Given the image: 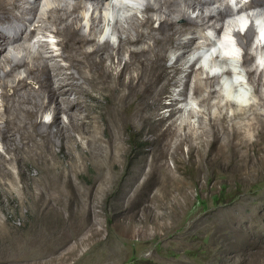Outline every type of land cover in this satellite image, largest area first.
Returning a JSON list of instances; mask_svg holds the SVG:
<instances>
[{"label": "bare ground", "instance_id": "1", "mask_svg": "<svg viewBox=\"0 0 264 264\" xmlns=\"http://www.w3.org/2000/svg\"><path fill=\"white\" fill-rule=\"evenodd\" d=\"M114 1L121 4L133 0ZM213 1H220L223 8L214 9L209 7L210 5L208 6V4ZM22 2L27 1L0 0V54H2L0 67L3 66L1 65L3 63H8L10 66L8 70H4L1 74L0 83L4 87L8 86V81L5 78L14 69L24 67L25 70L24 75H15L14 78L10 79L11 94L2 93L0 140L7 151L22 150L27 146L26 148L43 160L44 163L42 164L45 166L42 168L46 172L56 171V175L48 176L49 182L44 184V187L38 191H30V200L16 203L17 207L24 205L26 208L38 210L43 214H51L52 216L55 214L61 218H64L61 214L65 210L74 214L73 216L69 215L70 220L65 222L68 224V227L65 228L69 229L57 235L55 239L45 242L47 248L54 250L56 246L65 243L70 234H73L84 222L90 220L89 217H82L81 209H79L81 207L79 206H84L87 203L85 209L87 208L86 210L89 211L93 205L91 201L84 202L81 199L78 203L79 197L83 196L86 190H78L69 170L75 166L77 158H82L83 161L84 158L90 157L94 152L83 148L78 141H76L75 147L78 150L77 155L68 147L67 150L63 140L66 138L75 140L73 134L70 133V129L76 130L81 137L86 139L88 145L93 142L98 143L100 149L98 155L101 158L97 166V172L92 179L94 181L92 185L94 183L95 191L99 192L106 191L111 183L119 179L121 181L119 196H136L138 193H146L153 195L157 200H160L159 198L162 196L176 197L182 195L186 197L191 193V187L185 181V176L180 175L181 173L185 174L186 167L195 171V179L200 178L202 175L208 177L209 175L206 174L208 169L216 170V172L228 170L231 171V174L232 172L237 173V178L249 182L263 173L264 146H260L259 140L257 141L255 138L248 142L246 138L249 136V132L246 137L242 136L241 134L244 130L242 132L241 128L246 125L250 128V131H252L251 129H254L253 131L256 130L255 135H258V137L264 134V118L262 117L264 114L262 113L264 110V94L260 93L258 99L256 98L257 101L255 100L256 102L248 104L251 95L247 90L248 80L250 82L255 80L256 83L254 84L256 86L254 87L256 88L257 80H264V66L261 69H256L255 64H253L246 70L241 67L242 65L239 64L241 55L235 56L239 45L235 42L232 28L238 23H245L251 17H262L263 23L260 27L263 29L264 0H249L248 4H244V6L252 4H254L253 6H258L256 12L252 10V12H237L235 14L231 13L232 8L229 0H183L185 9L181 7L180 0L148 1L144 7L145 14H143V17L140 19L134 17V15L129 17L130 22L127 27H120L118 25L119 19L115 20L116 26L120 28L119 30L125 32L124 36L119 33L117 46H114L107 38L98 41V37L96 38L83 32V25L80 21L81 15L77 13L78 9L90 10V7H87V3L90 2L88 4H91L92 11L97 8L101 9V11L106 9L107 16L106 13L105 15L103 13L100 17L108 19L107 22L111 23L115 18L113 10L116 9V4L112 0H75L70 8H68L70 5L68 4L69 6L67 7L66 3L58 2L51 5V1L50 3L46 1L48 12H45L46 15L44 16H38L40 20L37 21L47 19L55 25L63 22L61 27L58 25L50 30L55 35L61 36L60 39L56 40V43L60 46L59 49L51 51L46 45L47 43L41 39L38 42L41 49L39 48L33 54H31L30 50V61L27 58L25 59L24 53L18 55L19 53H15L14 50L22 49L24 52H29L30 41L34 37L33 31L35 28H28L27 24L31 25L34 21L40 0H30L28 1L29 4L26 5H21ZM112 5L114 8H112ZM197 6L200 9L198 13L199 20L192 18L186 11V9L193 10ZM47 7L45 8L47 9ZM14 9H18L19 12L14 13ZM154 11L160 12L156 26L153 25L154 17L151 14ZM100 17H98V20H100ZM179 18L183 19V21H177ZM225 18L227 21L224 23ZM93 25L91 23L90 28H93ZM209 27L215 30L217 38H214L213 41H208L207 46L203 48L204 50L199 51L200 54L192 56L191 60L189 59V66H192L191 64H194L197 59L200 61L202 56V63L208 69L219 73L222 80H218L216 75L209 76L203 66H198L196 69L192 67L186 75H188V82L189 80L191 81V91L195 94L198 101L204 103L203 105L206 109L211 108V105H215L218 111L214 113L210 112L209 109L206 125L204 123L199 133L193 134L195 131L192 133L190 117H199V109L192 105L191 98L189 102L192 104L186 102L184 103L186 105H180L186 99V97L185 99L179 98L181 92L185 91L180 90V87L177 92L174 89L176 93L172 94L171 100V104L174 106L171 112L172 114L177 113L178 116L162 127V117L157 116L159 118L156 117L157 119H154L151 115L152 109L149 111L152 106V102L149 100L158 96L168 86L167 83L171 77L181 70V64L178 60L182 59L181 56V59L177 56L172 63L167 64L165 59H167L168 54L165 51L168 47H173L182 49L180 53L182 56L190 52L195 53L200 48L198 44L195 45L196 38L199 36L197 32H200L198 30L202 29L203 31ZM224 27L227 32L223 31ZM102 30L99 32L101 33ZM187 33L189 36L183 39L182 35ZM254 33L256 32L254 31ZM250 39L253 41V37ZM147 40H150V42ZM8 44L11 45L10 47H12L14 52L8 51L4 53ZM46 49L49 50L47 53H45ZM260 49H262L264 54V48ZM124 53L127 54V57L123 60ZM187 56L184 57L185 62L188 60ZM49 60H52L53 64H50ZM59 61H64L65 63L62 64ZM219 70L221 71L219 72ZM203 72L207 74L204 75ZM29 79L36 80L38 83L37 91L40 92L41 98L38 103L27 95L28 91L31 90L26 81ZM53 80H58L56 86L53 85ZM75 80H82V83H86L87 86ZM218 81H222V87H218V90H216L218 91L219 99L212 102V94L216 92L213 89V84ZM66 86L68 88H65ZM94 90L105 92L106 99L104 104L100 108L98 107L99 110L95 111L92 105L85 103V113H81L82 115H79L78 118L77 112L81 108H79L76 101L69 99L68 94L76 91L82 96H92ZM223 92L229 95L225 103L222 101L224 98ZM61 94H63V97L59 98ZM91 99L94 98L91 97ZM62 102L67 104L68 123H61L53 119L51 123L55 127L54 130L49 128L50 124L35 120L36 109L22 105L30 103L38 109L45 108L53 103V110L57 113L63 109ZM234 103L240 105L241 108L244 106L246 109L233 107ZM190 105L191 107H188ZM226 107L229 109L232 107V110L227 113ZM259 107H262L263 110L260 111ZM19 114L22 117L21 121L17 120ZM250 114H252L251 121L247 120L241 123L235 120L228 122V124L225 123L227 117L233 120L235 118H246ZM27 124L31 127L30 129L27 128ZM178 127H182L185 130L183 135L179 133ZM127 128L129 130L136 129L140 134L151 133L152 137L148 138L149 147L130 154L123 144L122 137L123 130ZM15 132H17V136L13 135ZM55 134L60 137L61 149H63L62 155L60 152V157L57 156V152H55L56 155L50 148L53 142L52 136ZM191 135H194L198 142L196 144L188 142V158L184 159L181 145ZM124 155L128 156L125 163L126 172L124 174L121 172L118 175L117 171L114 170L117 162ZM166 155H169L173 160L174 165L172 168L166 165ZM23 159L24 156L20 153L15 154L13 157L0 158V163L4 168V170L2 169L3 175L0 176V187L2 189L6 190L8 188L7 190L13 192L11 187L15 178L13 179L11 175H8L10 171L6 163L14 160L19 164ZM6 175L10 178L11 186L9 185V180H6ZM21 190L22 188L15 192L19 193ZM125 199L127 201L128 198ZM138 203L140 204V202ZM113 205L115 206L114 214H117L116 226H118L121 233L127 236L134 234L146 236L149 233L150 224L155 229L163 226L159 221L161 219L158 220L159 213L157 212L156 215L154 211L155 203L152 205H149V203L142 204L136 210L129 204L123 205L120 199H117ZM71 217H74V220ZM65 219L63 220L65 221ZM90 231L92 232L93 230L90 229ZM95 234L99 233L96 232ZM87 238L85 237V239Z\"/></svg>", "mask_w": 264, "mask_h": 264}, {"label": "rangeland", "instance_id": "2", "mask_svg": "<svg viewBox=\"0 0 264 264\" xmlns=\"http://www.w3.org/2000/svg\"><path fill=\"white\" fill-rule=\"evenodd\" d=\"M26 1L27 2H22L21 5L29 4L28 1L30 0ZM46 1H49V3L51 1V5L58 2L66 3L67 7L70 5L68 8H70L71 5L75 2V0H40V5L35 13L34 21L31 25L27 24L28 28H35L33 31L34 37L30 41L31 47L29 49V52L25 51L27 53L26 54L22 49L14 50L15 53H19H17L18 55H22L24 53L23 55H25V59L27 58L29 61L31 60V58H29L30 53L32 52L31 54H33V52H35L39 48L41 49V46L38 43L41 39L44 40L45 43H47L46 45L51 51L59 49L60 46L56 43V40L60 39L61 36L55 35L54 33L50 32V30L58 25L59 27H61L63 22L55 25L47 19L43 21H37L40 20L38 19V16H44L48 12V7L45 4ZM148 1L154 2V0H133L132 3H128L126 1L127 3L123 2L121 4H118L115 1L116 9L113 10L115 18L111 23L107 22L108 19L100 17L103 13V15H105L106 13L107 16L106 9L101 11V9L97 8V12L96 10L92 11L91 4H88L90 3L88 2L87 7H90V10L78 9L77 11V13L81 15L80 21L83 25L82 31L87 33L88 35L95 36L96 38L98 37V41H102L104 32L107 28H109L111 29L113 35V39H109V41L114 44V46H117L118 36L120 34L124 36L125 32H121L119 30L120 28L116 26L115 20L119 19L118 25L120 27H127L130 22L129 17L133 15L137 19L143 17V14H145L144 7ZM248 3L249 0H247L246 4ZM180 5L182 8L184 7L183 0H180ZM208 6L211 8L213 7L214 9L220 7L223 8V5L220 4V1H213L208 4ZM45 7H47V9ZM112 8H114L113 5ZM186 11L192 18H194L195 20H199L198 13L200 12V9L198 8V6L193 10L186 9ZM13 12L18 13L19 10L14 9ZM151 14L154 17L153 25L156 26L158 24V16H160V12L157 13L156 11H154L151 12ZM98 17H100V20H98ZM68 20L70 19L68 18ZM225 20L227 21L226 18ZM225 20L224 23L226 22ZM177 21L182 22L183 19L179 18ZM91 23L93 25V28H90ZM101 29H103V33L100 35L99 31ZM198 31L200 32H197L199 36H197L196 38L195 45L198 44L199 47H205L207 46L208 41H213L211 36L217 38L216 32L212 27H209L203 31L202 29ZM223 31L227 32V29L224 27ZM188 36V33L183 34L182 38L186 39ZM220 37H222V35H220ZM252 37L253 41L250 39ZM234 38L237 42V45H239V48L243 50V52L241 53L240 62L242 67L246 70L250 67V65L255 64L257 66L256 69H261L264 66V54L262 52V49L260 48H264V44H258L255 41L253 27L248 26L243 33L234 32ZM33 39L34 41H32ZM147 41L150 42V40ZM10 46L11 45L9 44L6 45V50L4 53L8 51L14 52L12 51V47ZM249 48H251L252 50L250 51ZM46 50L45 53L49 51L48 49ZM181 51L182 49H176L173 47H168L166 49L165 52L166 54H168V56L167 59H165V63L170 64L177 58V56H179V59H183L178 60V62H180L181 64V70H179L174 75L175 77H171L168 82L169 84L167 83L168 86H166V88L161 92L162 94L160 93L155 98H150L149 101L152 102L153 107L151 106L149 111H151L152 109L151 115L154 119H157L160 116L162 117V127L165 126V124L167 125L168 123H170V121L178 116L177 113L172 114L171 112L172 107L174 108V106H172L171 104V100L173 97L172 94L176 93L178 91L177 89L181 87L180 90L182 89L185 91L181 92L179 98L185 99L186 97V99L183 103H180V105L186 102L188 104L193 103L192 105L199 109V117H190L192 133L193 131H195L193 134H196L199 133L202 125L207 122L208 110L210 109L209 111L214 113H216V111L218 110L217 108H215V105H211V108L209 107V109H206L203 105L204 103L199 102L195 94H193V92L191 91V81L189 80L188 82V75H186V73H188V71L192 67L196 69L198 65H200V61L197 59L196 61H194V64L191 62L192 66H189L190 60L192 58V52H190L189 54H185V56L188 55V60L185 62V56L183 55V57L182 55H180ZM257 56H259L260 62H256ZM261 56L263 57L261 58ZM126 57L127 54L124 53L123 60ZM0 59H2V54H0ZM59 62H61L62 64L65 63L64 61ZM49 63L53 64L52 60H49ZM1 65L3 66L0 67V76L4 70H8L10 68L8 63H3ZM24 74V67L14 69L5 78V80L8 81L9 85L4 87L0 83V111L2 110L3 103L2 93L5 92L7 94H11L12 92L10 88V79L14 78L15 75L17 76ZM203 74L206 75L207 73L203 72ZM26 81L28 82L29 89L31 88V90L28 91L27 95H29V97H31L36 103H38L41 100L39 94L40 92L37 91L38 83L36 82V80L31 79ZM53 81V85L56 86L58 84V80ZM75 81L78 83H82V80ZM260 81L257 80V88L259 87L257 89L256 87H254L256 86L254 84L256 83V81L251 80L250 82L248 80L247 90L251 95L248 104H250L251 102H256L260 93L264 94V90L262 91V89H264V80ZM181 82L182 84H180ZM82 84L87 86L86 83ZM215 85L216 84H213L214 88L213 86L211 87L216 91L218 90V87H216ZM251 86L253 87L251 88ZM65 88L68 87L66 86ZM174 89L176 90V92ZM93 93L96 94L94 95ZM93 93L92 96H82L76 91H72L68 94L69 99L76 101L79 108H81V110L79 109V111L77 112L78 118L79 115L81 116L83 113H85V103L92 105L93 109L95 108V111L99 110L100 106L104 104L106 99L105 92L101 90H94ZM224 93L223 97L225 99L223 98V103H225V101H227V98H229V95L225 93L227 95L226 96ZM212 96V102L218 101V91L214 92ZM62 97L63 94L59 95V98ZM91 97L94 99H91ZM190 98L192 99V103L189 102ZM22 105H26L28 107L36 109L37 111L34 114L35 120L38 122H45L47 124H50L49 128L52 130L55 129L54 125L51 123L53 119H56L61 123H68V114L66 112L67 104H64L63 102V109L59 110V112L57 113H55L53 110V103L45 108L38 109L30 103ZM155 105H157L158 107ZM236 105L237 103H234L233 107L235 106L239 109L241 108L240 105ZM188 107H191V105ZM226 108L227 113L232 110V107L230 109L228 107ZM259 108L260 111L263 110L262 107ZM241 109H246V107L243 106ZM262 113H264V110L262 111ZM251 115L252 114H250L246 118H235L233 120H230L227 117L225 123L228 124V122L230 123L231 121L235 120H238V122L241 123H244L247 120L251 121ZM262 117L264 118V114L262 115ZM17 120H22L21 114L18 115ZM202 121L203 123H201ZM1 124L2 119L0 118V125ZM27 128H31L29 124H27ZM67 130L69 131V129ZM242 130H244V132ZM251 130L253 131L254 129ZM178 131L183 135L185 130L182 127H178ZM241 131L244 133V135L243 133L241 134L242 136L246 137L249 134V136L246 138L248 142L255 138L257 141L259 140L258 143L260 146H264V134L261 137H258V135H255L256 130L253 132L250 131V128H248L246 125L241 128ZM70 133L73 134L75 140H69L68 138L63 140V144L66 146L67 150L69 148L74 154L77 155L78 150H76L77 148L75 149V147L76 141H78L83 148L89 149L91 150V152H94L90 157L84 158L83 161L82 158H77L75 166L69 170V173L73 178V182L77 185L78 190H86L85 194L79 197L78 203L81 199L84 202L91 201V204H93L92 208H90L91 210L89 211L86 210L87 208L85 209V207H87V203L84 206L79 204V207H81L79 209H81L82 217H89L90 220L84 222V225L82 224L81 227L79 226V230L76 229L73 234H70L68 240L65 243L56 246L54 250L47 248V244L45 242L55 239L57 235L69 229L65 228L68 227V224H66L65 222L69 221L70 216H73L74 214L69 213L67 210H65L61 214L62 216H64V218H61L59 215L57 216L55 214V216H52L51 214H43L38 210L26 208V206L24 205H20L17 207L16 203L18 201L21 202L30 200V191H38L40 188L44 187V184H47V182H49L48 176L56 175V171L46 172L43 169L45 166L44 164H42L44 163L43 160L39 156L35 155L34 152H32L30 149L26 148L27 146H25L22 150L20 149L7 151L6 147L0 140V158H8L10 156L13 157L17 153H20L22 156H24L23 161L19 164L14 160H10V163H6L10 171L8 175H11L13 179H16H14L15 185L13 184L11 187L13 192L7 190L8 188H6L5 190L0 187V264H9V262H11V264H264V171L261 175L257 176L258 178L255 177L249 182L243 181L241 178H237V173L232 172L231 174V171L228 170L216 172V170L214 171L211 169H208L206 171V174L209 175L208 177L206 175H202L200 178L195 179V171L189 170V168L186 167L185 174H180L181 176H185V181H187L188 185H190L191 187V193L186 197L182 195L176 197L162 196L163 198L160 197V200H157L155 197H153V195H148L146 193H138L139 195L137 194L136 196L120 195V197L119 185L121 184V181L119 179L111 183V185L108 186L107 190L104 191L105 193L95 191V188L93 186L95 184L93 183L92 185V182H94L92 179L97 172V166L100 163L99 161L101 158L98 155V152L100 150L98 147V143L93 142L88 145L86 139L81 137V135L76 130L70 129ZM141 134L140 132L136 131V129L129 130L127 128L123 130V144L128 149V152L130 154L149 147L148 138L150 139V137H152L151 133ZM13 135L17 136V132H15ZM58 137L59 136L57 134L52 136L53 142L50 145L51 147H49L51 148V150H53L54 153L57 152L58 155L56 153L55 154L60 157L63 153V149H61V141L60 137ZM188 142L196 144L198 142V139L195 138L194 135H191L187 138V141H184L182 143L181 149L183 153L182 157L184 159L188 158ZM127 158L128 156L124 155L117 162L114 171H117L118 175L121 174V172L123 174L126 172L125 169L127 167L125 166V163ZM165 162L166 165L170 168H172L174 165L173 160L169 157V155L165 156ZM0 168V176H2L4 168L2 167L1 163ZM228 172L229 174H227ZM177 174H179V172H177ZM8 175H6V180H9L8 182L11 186L10 178ZM43 180L48 181L45 182ZM41 183L43 184V186ZM90 186L93 188H91ZM20 188H22V190L19 191V193L15 192ZM125 198H128L127 201ZM117 199H120L123 205L129 204L131 207H134L135 210L136 208L142 206V204L149 203V205H152L153 203H155L156 207L154 206V211L156 215L157 212L159 213L158 220L161 219L159 221L163 224L164 227L162 226L159 229H155L154 226L150 224L148 231L149 233L146 236L138 234L127 236L121 233V231L118 229V226H116L117 214H114L115 206L113 205V203ZM138 202H140V204ZM131 203L133 204V206ZM63 219H65V221ZM71 219L74 220V217H71ZM90 229H92L94 233L93 231L91 232ZM96 232H98L99 234L96 235ZM87 236H89V238H87ZM85 237L87 239H85Z\"/></svg>", "mask_w": 264, "mask_h": 264}, {"label": "clouds", "instance_id": "3", "mask_svg": "<svg viewBox=\"0 0 264 264\" xmlns=\"http://www.w3.org/2000/svg\"><path fill=\"white\" fill-rule=\"evenodd\" d=\"M243 51V50H242ZM218 85H220V81H218L217 83H216V87L218 86ZM219 87H222V86H219ZM224 93V92H223ZM225 94V93H224Z\"/></svg>", "mask_w": 264, "mask_h": 264}, {"label": "water", "instance_id": "4", "mask_svg": "<svg viewBox=\"0 0 264 264\" xmlns=\"http://www.w3.org/2000/svg\"><path fill=\"white\" fill-rule=\"evenodd\" d=\"M249 50L251 51L252 49L251 48H249ZM243 52V51H242Z\"/></svg>", "mask_w": 264, "mask_h": 264}]
</instances>
